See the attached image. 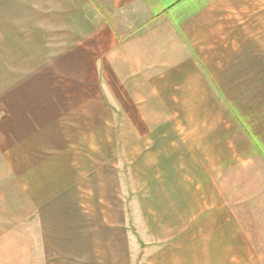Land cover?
<instances>
[{
    "label": "crops",
    "instance_id": "1",
    "mask_svg": "<svg viewBox=\"0 0 264 264\" xmlns=\"http://www.w3.org/2000/svg\"><path fill=\"white\" fill-rule=\"evenodd\" d=\"M104 98L188 115L141 264H264V0H0V264H134Z\"/></svg>",
    "mask_w": 264,
    "mask_h": 264
},
{
    "label": "rangeland",
    "instance_id": "2",
    "mask_svg": "<svg viewBox=\"0 0 264 264\" xmlns=\"http://www.w3.org/2000/svg\"><path fill=\"white\" fill-rule=\"evenodd\" d=\"M109 99L116 106L110 105V111L106 116L102 113L101 127L99 131L96 129L94 136H90L88 128H86V132L84 131V136L85 140L89 136L90 139L93 137L95 143L99 139L100 151L99 154H96L95 149V157L99 156L100 159L95 158L94 164L99 163L102 171L107 169L116 174L117 192L115 196L118 201L124 204L134 264H141L146 259V250L150 251L160 247L158 245L160 242L154 238V235L171 233L173 229L172 221L168 218L172 217V209L159 207L162 197L163 202L169 201L167 199L169 193H163L162 187L164 182L171 179L172 176L163 178L159 174L164 173L166 176L172 174L174 161L171 159L162 161L161 164L165 166V171L160 170L159 172L157 165L159 161L146 160V154L152 153L151 156L154 157L157 156L155 153L159 151L160 155H163L162 150H159L163 147L158 144L171 143L174 137L180 139L182 144H187L188 137L191 136L190 128L186 123L188 115L183 111L178 114L168 111L156 112V107L152 112H144L142 106L123 107L120 103L115 102L123 101L124 98H104V100ZM124 109L126 110L124 111ZM2 112L3 108L0 106V123L2 122ZM1 125L3 124H0V128ZM167 140L170 141L167 142ZM83 152L87 157L88 147L86 144ZM106 176V173L103 174L102 179ZM192 179L188 175L182 176L180 179L181 188L183 189L184 184L186 189L191 185L195 189L196 200L200 198L203 201L205 197L203 179L201 184L197 181L200 193L195 188L196 184ZM167 189L168 187L165 188V191ZM186 196L188 198L187 193ZM101 198L105 199L103 196ZM5 213V216L10 215V210L6 209ZM1 214L4 215L2 210ZM2 227L6 226H0V231ZM247 260L251 261L252 258H245V261Z\"/></svg>",
    "mask_w": 264,
    "mask_h": 264
}]
</instances>
